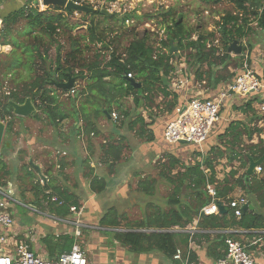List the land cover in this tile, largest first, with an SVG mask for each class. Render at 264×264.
<instances>
[{
  "label": "trees",
  "instance_id": "1",
  "mask_svg": "<svg viewBox=\"0 0 264 264\" xmlns=\"http://www.w3.org/2000/svg\"><path fill=\"white\" fill-rule=\"evenodd\" d=\"M105 1L109 4L116 2V0ZM203 1L214 5L225 1L235 8V13H227L215 23L222 44L221 48L212 46L214 33L189 28L183 17L175 16L171 9L156 15L162 20L161 24L164 25L165 30V38L159 41L161 50L151 44V34L145 31L141 36L134 33L132 40L122 53H118L117 48L114 47L115 39H109L108 34L106 35L107 31L112 32V30L100 29V22L118 21L116 14H105L103 11L86 14L81 11H71L65 14L64 10L56 7H49L46 11L39 12L35 7L38 4L37 0H25L22 7L10 13L4 14L2 10L0 12V46H9L11 50L5 56L6 60L0 59V90L4 87L3 78L17 77V80L13 78L10 81V86L6 91L0 92V112H3L4 118H10L6 121L1 117L2 121H6L5 136L8 137L13 133L12 120L14 116L8 105L9 102L23 104L26 99H30L35 107L32 117L37 118L36 113L40 112L45 115L52 126H57L64 121L67 115L59 109L55 92L66 93L67 91L57 89L52 85V82H66L68 77H71L74 81L83 80L85 82L81 93L83 101L75 116L84 118L83 131L87 135L91 133L97 135L98 128L94 121L98 117L108 119L112 109L115 108L122 118L117 122L123 123L128 120L129 131L142 139L143 143L153 142V134L148 129L153 122L152 124L145 123L137 110L142 107L149 108L158 95L162 96L163 105L167 111L189 101L188 99L182 104H178L176 92L169 91V77L175 70L172 61L176 55H168L171 43L177 48V56L180 53H185L187 71L194 70L192 75H188V79L197 82L205 81V86L208 88L216 89L220 85L231 82L240 73L245 55L249 68L254 71L250 65V57H248L249 53L253 52L250 45H248V52L246 51L247 54L244 56L232 57L227 49L232 42H241L248 36L251 31L248 28L249 19H252L256 23V27L264 32V0ZM50 10L54 12L50 13ZM73 13L84 14L90 18L98 16L101 21H97V23L91 21L87 27L86 35L79 37L72 35L77 26L68 20ZM138 18L133 13H129L119 20L123 26L130 19ZM146 18L151 20L154 16ZM21 21H24V27L22 30L16 31V27ZM15 32H17V36L14 34ZM18 36H21L22 40H18ZM61 38L66 39L68 45L66 53L61 52L62 46L59 41ZM85 41L89 45H100L101 51L106 53L109 59H104L99 51L93 61H83V53L89 50L88 45L83 43ZM52 49H54L55 56L50 61L49 51ZM241 51L244 52L245 47L241 46ZM242 52L241 54H243ZM232 60L240 62L239 72L236 75L228 70L229 62ZM128 74L131 75L130 79L126 78ZM255 74L264 83V72L261 74L255 72ZM131 80L139 83L140 86L135 88L131 85ZM77 95L75 92V95L71 97L72 102L76 100ZM129 96L132 97L134 118L122 110L121 101ZM257 101H259L257 97H251L242 106L236 108L239 112L251 113V116L248 123L231 122L219 136L220 140L225 141L223 144H227L228 148L225 150L220 147L212 148L209 155L204 158L203 164L210 170L208 178L203 175L199 164L183 165L174 155L164 153L161 156L165 161L161 164L160 178L172 188L171 195L166 200L168 210L164 211L157 207L154 213L145 216L140 223L132 228H126L128 231L118 232L120 216L111 208L99 221V226L105 230L103 233L112 236L122 247L128 248L134 254L162 253L168 259H172L177 249L186 252L189 236L184 230L197 217L199 210L210 202L205 192L207 183L214 186L217 200L225 198L235 187H240L247 195L254 194L259 190L264 191V181L257 180L256 175L247 177L245 172L233 180V183L228 178L217 182L213 165L214 161L224 157V153L228 161H234L237 158L242 160L240 162L243 168L247 165L249 158L257 161L264 157V139L259 138L256 144L243 145V137H246L249 142L255 134L260 135L262 132L261 129L249 126L262 120V117L257 115L251 107ZM240 146H243V149L238 153L237 150ZM236 147L237 150L234 149ZM101 151V159H109L114 162L118 161L122 150L119 146L105 143ZM260 167L264 171V160ZM5 168V163L0 160V171L4 175H9ZM23 168L31 167L26 164ZM234 175L235 172L231 173L230 178H233ZM105 188L106 183L102 180L97 178L92 180V191L100 193ZM154 188V180L140 181L137 184L139 192L147 196L153 194ZM48 191H51L50 195L56 196L58 201L62 202L60 206L50 202L45 205L56 216L64 217L69 213L70 207H77V201L73 196L51 186L50 182L43 185L42 181L37 178L35 192L37 196H41V198L36 196L37 201H41L44 205L49 198V195L46 194ZM263 199L264 197L259 198L260 202H263ZM261 218L254 210L241 213L239 219L236 220L230 209H226V213L222 215L201 217L202 221L208 223L214 230L224 228L229 220L245 229L258 228ZM196 237L205 239L207 236L201 234ZM227 237L224 234L217 235L216 247L223 248ZM71 245L72 241L69 242L70 247ZM217 256L223 258V255ZM191 260L195 261L193 254Z\"/></svg>",
  "mask_w": 264,
  "mask_h": 264
},
{
  "label": "crops",
  "instance_id": "2",
  "mask_svg": "<svg viewBox=\"0 0 264 264\" xmlns=\"http://www.w3.org/2000/svg\"><path fill=\"white\" fill-rule=\"evenodd\" d=\"M2 3L3 0L2 2H0V12H2L3 10ZM253 65H258V68H256L255 70L256 73L261 74L258 71L263 70V67L261 68L258 62L256 64H251L252 67ZM228 70L230 72V68H228ZM172 85V81H170L169 91L176 92V94L178 95V104H182L188 99L195 97L211 98L215 96L225 84L220 85V87H217L216 89L206 87L205 81L197 82L190 80L184 87H172ZM155 98L160 100V102L158 103L160 104L159 107H152L155 103L154 100V103L151 104L149 108L142 107L139 108L137 112L140 114L145 123L152 124L153 122V124L148 127V129L153 134V142L157 138L165 142L163 139V130L166 123L173 117V111L175 109V106L171 111H167L164 108L162 96L159 95ZM125 99H131L130 102H132V97L130 96ZM247 100L248 99L245 100L244 98L238 96H229L224 101L223 106L221 108L222 120L217 125L216 129L211 133L207 141L203 143V145H201L200 147H195L194 145L187 144L186 146H190L191 148L189 152L184 153L181 150H177L178 154H182V156L185 155V157L178 155H176L175 157H177V159L182 158L179 160L183 165L194 166L196 164H199L203 175L208 178L210 176V170L203 164V160L209 155L208 153L210 149L218 147L211 145L214 142L210 143V141H212V138L214 139L217 134L222 135L226 127L231 122H244L241 121L239 118H247V115L251 116V113L245 114L236 110L237 107L242 106L245 102H247ZM255 105L256 102H254L251 107L254 109L255 113L259 115L255 110ZM109 119L110 116L107 120ZM231 119L235 121H232ZM111 123L115 122L111 120ZM256 124H250L249 126L251 128H253V126L257 128ZM52 131L48 135L49 140H47V138L45 137L41 141L35 140L34 145L36 144V147L41 146L37 149L39 151L42 150L43 155L38 151L34 152V148H31L32 150L29 149L27 155L25 153L21 155L24 160L22 157L21 159L18 158L17 154H15L17 156V176L18 179H21L22 182H20L19 180H15L13 182L10 180L9 175H4L1 173L4 176H0L2 177L0 179V184L5 188H9L10 191L13 192L16 199L17 196L26 197L29 200V205L37 209V212L33 214L38 215V217H36L34 225H32L31 227H24L23 225H21L22 218H20V214L14 212L15 208L13 207L15 205L13 204L10 208L13 218V225L7 233L15 234L18 236V238L21 239L27 236V242L30 246V250L34 254L41 256L42 258H45L47 260L55 259L60 254L69 251L72 245L77 244L82 250L85 251L87 260L93 264H182L181 262L174 260L173 257L172 259H168L162 253H150L141 255L134 254L130 252L128 248L122 247L116 240H114L112 236H109L112 239V245L120 247L121 250L119 256L117 255L118 257L114 258L113 256L112 258H110L109 255H107V258H97L96 255L91 256V254H89V257L88 253L89 251H92L91 247H96L99 245L98 232L105 231L99 226V221L105 214V211L100 209H107V205L112 204V202H114V194L116 189V186L114 188V183L119 180V177H117V168L119 167H116V170H114L115 168H113L112 165H115L117 161L112 162L109 159L100 158L103 145H98L97 143L98 134L96 135L94 133H91L87 135L79 125L75 128L69 127L66 130H59V136L57 137L53 135ZM259 136H261V134L258 135V137ZM253 137L249 142L246 140V137H243L244 144H256L258 141L256 143L252 142L254 139ZM260 139L263 138L260 137ZM57 142L58 145H56ZM153 142L144 144L152 145ZM107 144L118 146L117 144L114 145L112 143ZM166 144L171 145L168 143ZM209 145H211L210 148L207 147ZM204 148H206L207 150ZM234 149L237 150V147ZM241 149H243V146H240L237 152L239 153ZM189 154H191L192 156L188 157ZM15 155L11 153L10 157L16 159ZM223 155L224 157H222V159L213 162L215 170V180L217 182H220L228 178V180L233 183V180L237 179L244 172H246L248 163L243 168L241 166L242 160H238L239 158L235 159L234 161H228L225 156L226 154L224 153ZM6 157L8 159L10 158L9 156H2L0 151V160L5 163V171H8L10 174L12 168L16 165H13L12 167V164L7 160ZM29 160H31L34 165L39 166L42 175L46 179V183L50 182L51 186L57 187L62 191H66L67 195L73 196L74 200L77 201V209L80 210L79 212H81L80 218H77L80 223L79 236H75V227L70 224V220L71 222H73L76 219V216H73L69 212L64 217H58L51 210L47 209L41 201H37V195L35 194V186L37 184L38 176L32 168H23L24 165L28 164ZM160 160L162 162L165 161L164 159ZM100 162L105 165V167L102 166V170L98 169V167L101 166ZM238 171H242V173H239ZM234 172V177L230 178L231 173ZM173 174L174 172L172 173V175ZM255 174L257 173L254 172L253 175ZM94 178L102 180L106 183L105 190L100 193L92 191L91 182ZM122 178L125 179L126 177L123 176ZM257 180L264 181V179L258 177ZM23 183L28 186L26 188V192H24L23 190ZM207 187L212 188L214 191L215 188L209 183H207L205 187L206 195L210 200L209 204L211 202H214L215 204L222 205L225 209H229L228 203L232 200H244L247 203L251 202L250 204L252 205V208L248 209L247 211L255 210L256 213L262 217L260 225L258 226V228L245 229L242 227H238L236 224H233L229 220L228 222H226V225H224V228L216 230L211 229L208 223L202 221L201 217L203 215L200 214L201 209L207 206V204L199 210L197 217L194 218L191 224L188 225L187 228L184 230L188 234L189 239L186 252L184 253L180 249L182 253V261L186 264H214L218 259H221L217 255L220 254L224 256L226 249L225 241L223 248L216 247L215 244L217 242V235L224 234L228 236L227 238L239 242L256 263L264 264V199L263 202H260L259 200V198L262 199L264 197V191L259 190L254 194L247 195L244 191V193L240 191V188L239 194L234 195L233 190L231 193L227 194L225 198L217 200L216 191L215 195L212 197L207 192ZM105 193L108 196V202L106 204H104L102 198H100ZM114 207L113 209L115 210ZM231 211L233 212V210ZM97 214L100 215V218L96 216ZM217 215L222 214L218 213ZM235 219L238 220L239 217H235ZM59 223H68L71 225L72 228L63 224L60 225ZM117 231L124 232L128 230H126V228H120ZM201 234H205L207 237H205V239L196 237L197 235ZM104 236L106 235L104 234ZM70 241H72L71 247L69 246ZM84 244L85 249L83 246ZM192 254L194 255V262L191 260Z\"/></svg>",
  "mask_w": 264,
  "mask_h": 264
},
{
  "label": "rangeland",
  "instance_id": "3",
  "mask_svg": "<svg viewBox=\"0 0 264 264\" xmlns=\"http://www.w3.org/2000/svg\"><path fill=\"white\" fill-rule=\"evenodd\" d=\"M77 1L79 5L85 6L87 8L93 9L95 11H103L106 14H116L118 16V21H108L106 23H101L100 26L102 28L112 30V32L107 31L106 35L109 39L114 38L115 43L114 47L117 48L118 53L124 52V49L127 47L129 42L133 38V34H137L141 36L145 31L151 34V44L158 48L159 50L162 47L159 44V41L165 38V30L164 25L161 24L162 20L159 19L156 15L157 13H162L169 11L170 9L173 10L175 16L181 15L185 24L191 29H200V31H205L209 33H214V42L212 46L216 48H221V41L220 36L217 33L216 29V21L225 14L235 13V8L233 5L227 2H220L216 5L212 3H207L203 0H116V2L109 4L105 0H74ZM38 4L35 6L39 12L46 11L47 8L41 6V0H37ZM25 3V0H5L2 3L4 14L7 12H12ZM53 13V10L49 11ZM133 13L138 19H130L125 25L121 26L120 18H122L125 14ZM154 16L153 19L146 18L147 16ZM68 20L71 24L76 25L77 28L72 32V35L76 36H84L87 33V27L91 21L97 23V21H101V18L96 16L93 18L86 17L84 14L73 13L69 16ZM24 27V21H21L17 27L16 31L22 30ZM198 27V28H197ZM1 28V24H0ZM251 31L246 38H244L241 42H237L238 45L245 47V51L242 52L239 56H244L248 49V45L251 46L253 52L249 53L248 57H250V65L252 63L256 64L259 63L260 67H263V70L258 71L259 73L264 72V32L256 27V23L249 19V27ZM133 31V32H132ZM17 32L14 34L16 35ZM17 36V35H16ZM195 38V37H194ZM192 38V39H194ZM18 40H22L21 36H18ZM60 44L62 46L61 52L66 53L68 50V45L66 44V39L61 38ZM88 45L87 51L83 53V61L91 62L94 60V56L101 51V46H93L89 45L87 41L83 42ZM82 43V44H83ZM7 47V48H6ZM209 47V46H208ZM5 50V51H4ZM11 48L9 46H2V50L0 52V59L6 60V55L10 53ZM248 52V51H247ZM104 59L107 58V54L104 52H100ZM220 53V51H219ZM175 56L173 58L172 64L174 67V72H184V68L187 70V63L185 59V53H180L177 56V51L175 52ZM221 54V53H220ZM55 53L54 49L49 51V58L50 61L54 59ZM232 57L235 55L232 53ZM239 61L232 60L229 62L230 65V73L239 72ZM181 65V66H180ZM256 68L258 65H253L254 72H256ZM193 69H189L187 71L188 75H192ZM176 74H174L173 77ZM17 78V77H13ZM13 78H3L5 81L4 87L0 92L6 91L10 86V81ZM188 79V78H187ZM17 80V79H16ZM233 80V79H232ZM231 80V81H232ZM187 81H190L189 79ZM174 85H179L175 81H173ZM12 86V85H11ZM85 86V82L83 80L74 81V89L76 90L77 98L72 102V96H67L65 93L60 91L55 92L58 100V107L59 109L67 115V118L60 122L57 126H52L49 124L48 120L46 119L45 115L37 112V118L32 116L28 118H16L12 120V128L13 133L6 137L4 136L3 143H2V156H9L12 153L13 155L17 154L18 158L21 159V155L25 153L27 155L28 150L34 148V152L38 151L42 153V150H38V146L35 143V140L41 141L42 139L47 138L49 140V134L52 131L55 137L59 136V130H66L69 127L75 128L78 125L84 129L85 122L82 116H75V113L80 107V103L83 101V97L81 93L83 92V88ZM173 87V86H172ZM54 89V88H52ZM159 96V95H158ZM131 99H122V110L126 111L130 114L131 118H134L135 113L133 110V104L130 102ZM159 99L155 98V103L152 107H159L160 104ZM162 106V104H161ZM165 106V105H164ZM117 112L115 108L112 109V112ZM111 112V113H112ZM119 113V112H118ZM3 112L0 113V117H3ZM262 117L260 122H257L256 127L262 130L261 136L255 135L252 142H257L258 138L264 139V114H259ZM162 118V117H161ZM6 121L8 120L5 117ZM235 119V118H234ZM241 121L248 123L250 120V116L247 115L246 117L239 118ZM93 120V119H91ZM232 120V119H231ZM4 121V120H3ZM94 121V120H93ZM235 121V120H232ZM98 128V145H104L105 143H112L114 145H118L121 148V155L118 161L113 164L114 170L117 168V177L119 180L114 183L115 189V196L114 202L112 204L107 205V209L101 208L100 210L105 211L106 213L109 209L115 208L117 211V215L120 216L119 227L121 229L125 228H132L134 225L140 223L145 216L154 213L157 207H160L162 210L167 211L168 207L166 206V200L171 195V187L167 184L163 179L160 178L161 172V164L163 159L161 156L164 153H170L174 156H182V154H178L177 150H181L182 152L186 153L191 150L190 146L180 145V144H171L167 145L165 142L161 141L160 139H155L152 145L144 144L143 140L135 136L132 131H129L127 128L128 120L124 121L123 123H111L110 120H107L102 117H98L96 121H94ZM55 132V133H54ZM79 132V130H78ZM219 135L217 134L214 139L210 143L211 145L218 146L221 149L228 148L227 144L224 145V140H220ZM156 137V136H155ZM104 142V143H103ZM222 142V143H221ZM6 143H9V147H4ZM11 144V148H10ZM58 145V142L56 143ZM211 145L207 146L208 148ZM244 145V143H243ZM19 149V150H17ZM206 149V148H204ZM32 150V149H31ZM207 150V149H206ZM228 152V151H227ZM59 153V152H58ZM43 155V153H42ZM16 156V155H15ZM17 156L15 158H7V160L13 165H16L12 168L11 173L9 174L11 181H21L18 179V171H17ZM192 156L191 154L188 157ZM101 157V156H100ZM182 157H185L183 155ZM23 158V157H22ZM182 159V158H179ZM24 160V158H23ZM101 166L98 169H103L105 165L100 162ZM103 166V167H102ZM10 167V166H9ZM104 171V170H103ZM129 172V173H128ZM242 173V171H238ZM0 176H4L1 174ZM237 173V172H236ZM256 177L264 179V171L262 170L259 174H255ZM126 177L123 179L122 177ZM6 177V176H5ZM155 181V188L152 192L153 194L150 196L144 195L143 193L139 192L137 189V184L140 181ZM28 186L23 183V190L26 192V188ZM240 187H235L234 195L239 194ZM240 191L243 192L241 189ZM51 193V191H48ZM244 193V192H243ZM36 194V192H35ZM40 197L41 196H37ZM104 204L108 202V196L106 193L100 197ZM190 200L189 197H187ZM29 200L23 196H17V202L14 204L13 208L14 212L20 214V218H22L21 225L24 227H31L34 225L37 214H33L29 212ZM12 208V209H13ZM47 208V206H46ZM102 213V211H101ZM103 213V214H104ZM81 213L79 215V218ZM100 218V215H96ZM60 225H66L71 227V220L70 224L68 223H59ZM72 228V227H71ZM99 238V245L96 247H91L92 251H89L88 255L91 256L103 257L107 258L109 255L110 258L114 256V258L119 256L120 247H116L112 245V239L109 236H104L103 232H98ZM109 239V241H108ZM98 243V242H97ZM85 249V244L83 245ZM118 255V256H117ZM90 257V255H89Z\"/></svg>",
  "mask_w": 264,
  "mask_h": 264
},
{
  "label": "built area",
  "instance_id": "4",
  "mask_svg": "<svg viewBox=\"0 0 264 264\" xmlns=\"http://www.w3.org/2000/svg\"><path fill=\"white\" fill-rule=\"evenodd\" d=\"M1 50L2 47L0 46V52ZM107 59H109L108 56ZM246 60L247 57L245 55L240 73L231 82L225 84L215 96L211 98H191L184 105L175 107L173 117L166 123L163 130V139L166 143L180 144V142H185L186 145H194L195 147L203 145L222 120L221 108L229 96H238L245 100L257 97L259 101L256 102L255 110L258 114H264V83L249 68ZM174 74H176V77H173ZM126 78L130 79L131 75H126ZM169 78L172 84L173 81L179 84H173V87H184L188 83L187 70L184 68V72H173ZM75 92L76 90L73 87L65 94L70 96L75 94ZM183 108L185 109L183 110ZM118 119L122 118L117 112L114 111L110 114V120L113 122H117ZM261 171L259 166L254 169L257 174ZM207 192L212 197L215 195V191L210 187H207ZM46 194L49 195V198L44 203V206L48 202L57 203L58 206L62 205V202H59L55 196L50 195V193ZM16 202L17 199L13 192L0 184V264H93L87 260L85 251L77 244L72 245L68 252L60 254L55 259L47 260L30 250L27 236L21 239L15 234L7 233L13 225L10 208ZM247 204L244 200H232L228 203V207L233 210L235 217H240L241 208ZM28 210L32 213L37 212V209L31 206ZM79 211L77 207L69 208V212L76 216V219L71 222L75 227V236L80 235V223L77 220L81 213ZM200 214L206 217L217 215V204L211 202L201 209ZM225 247L223 258L217 260L214 264H259L253 260L239 242L227 238ZM181 256V251L177 249L173 259L186 264L182 261Z\"/></svg>",
  "mask_w": 264,
  "mask_h": 264
},
{
  "label": "water",
  "instance_id": "5",
  "mask_svg": "<svg viewBox=\"0 0 264 264\" xmlns=\"http://www.w3.org/2000/svg\"><path fill=\"white\" fill-rule=\"evenodd\" d=\"M0 2H2V0H0ZM41 6L47 8V9L49 7H56V8L64 10L65 14H68L71 11H81L84 14L91 13V12L95 11L93 9L79 5L78 3L73 2L72 0H41ZM104 13L106 14V12H104ZM176 51H177L176 46L173 43H171V46L168 50V55L171 56V55L175 54ZM227 52L229 54L233 53L235 56H238L241 54V46L238 45L236 41H234L228 46ZM130 83L135 88H138L140 86L139 83H137L133 80H131ZM52 85H54L59 90L69 91L74 86V79L71 77H68L67 81L62 82V83L53 81ZM8 105L12 109V115L16 118L25 119V118L32 116L35 113V107L32 104L30 99H26L23 104H17L14 102H9ZM184 109L185 108H183V110ZM5 132H6V122L2 121L1 117H0V151L2 148V143H3L4 136H5ZM180 144L186 145L185 142H180ZM5 147L8 148L9 143H6ZM263 160H264V157H262L261 159H259L257 161H254V160L249 158L248 167H247L246 172H245L247 177H250L254 174V169L256 167L260 166V164L263 162ZM28 164L35 171L36 175L42 181V183L45 184L46 179L42 175L39 166L34 165L31 160L28 161ZM217 208H218L219 214H223L226 212V209L220 204H217ZM251 208H252V205L250 203H248L247 205H244L241 210L243 213H245L248 209H251Z\"/></svg>",
  "mask_w": 264,
  "mask_h": 264
},
{
  "label": "flooded vegetation",
  "instance_id": "6",
  "mask_svg": "<svg viewBox=\"0 0 264 264\" xmlns=\"http://www.w3.org/2000/svg\"><path fill=\"white\" fill-rule=\"evenodd\" d=\"M1 113V112H0ZM8 119H10V118H8ZM4 120H6L5 118H4Z\"/></svg>",
  "mask_w": 264,
  "mask_h": 264
},
{
  "label": "bare ground",
  "instance_id": "7",
  "mask_svg": "<svg viewBox=\"0 0 264 264\" xmlns=\"http://www.w3.org/2000/svg\"><path fill=\"white\" fill-rule=\"evenodd\" d=\"M7 48V47H6ZM5 51V50H4Z\"/></svg>",
  "mask_w": 264,
  "mask_h": 264
},
{
  "label": "clouds",
  "instance_id": "8",
  "mask_svg": "<svg viewBox=\"0 0 264 264\" xmlns=\"http://www.w3.org/2000/svg\"><path fill=\"white\" fill-rule=\"evenodd\" d=\"M4 122H6V121H4Z\"/></svg>",
  "mask_w": 264,
  "mask_h": 264
}]
</instances>
